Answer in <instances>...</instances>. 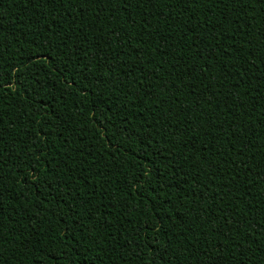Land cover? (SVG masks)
<instances>
[{
	"label": "trees",
	"instance_id": "16d2710c",
	"mask_svg": "<svg viewBox=\"0 0 264 264\" xmlns=\"http://www.w3.org/2000/svg\"><path fill=\"white\" fill-rule=\"evenodd\" d=\"M0 264H264V9L0 0Z\"/></svg>",
	"mask_w": 264,
	"mask_h": 264
},
{
	"label": "snow or ice",
	"instance_id": "6c2138e0",
	"mask_svg": "<svg viewBox=\"0 0 264 264\" xmlns=\"http://www.w3.org/2000/svg\"><path fill=\"white\" fill-rule=\"evenodd\" d=\"M60 2L63 5H67V3L69 2V0H60ZM88 0H71V3L74 5H77L79 7H83L85 3H87ZM251 4L253 6H257L260 9H264V0H250ZM156 257L158 259H163L162 253L160 252H156Z\"/></svg>",
	"mask_w": 264,
	"mask_h": 264
}]
</instances>
